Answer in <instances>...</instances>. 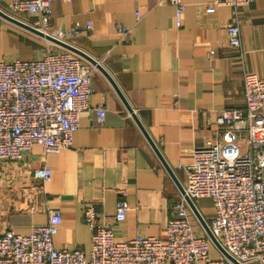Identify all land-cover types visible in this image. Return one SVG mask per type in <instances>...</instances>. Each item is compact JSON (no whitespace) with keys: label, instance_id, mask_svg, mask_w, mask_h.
<instances>
[{"label":"crops","instance_id":"obj_1","mask_svg":"<svg viewBox=\"0 0 264 264\" xmlns=\"http://www.w3.org/2000/svg\"><path fill=\"white\" fill-rule=\"evenodd\" d=\"M182 1L186 9L179 29L174 7L166 0L51 4L48 29L66 31L80 23L83 33L72 44L104 71L91 72L94 93L89 108L80 113L70 148L44 153L35 144L18 162L0 161V234L28 233L33 225L47 221L50 210H57L62 222L54 246L88 252L92 233L83 222L85 209L94 206L98 213L112 216L122 198L129 210L124 220L111 224L115 241L138 235L165 238L192 151L207 141L221 142L222 127L216 119L223 110L245 106L244 73L264 78V0L239 11L241 52L226 40L230 7L206 11L211 0ZM7 4L1 1L0 9L7 10ZM24 20L33 23L38 16L25 15ZM87 21L92 22L88 31ZM117 25L133 26L131 38L121 39ZM48 45L0 16V61L31 60ZM100 106L105 109L102 122L94 111ZM42 166L51 170L49 182L33 177V170ZM193 203L209 223L214 213L211 200ZM189 219L194 232L202 234L190 210ZM218 256L211 246L209 258Z\"/></svg>","mask_w":264,"mask_h":264},{"label":"built area","instance_id":"obj_2","mask_svg":"<svg viewBox=\"0 0 264 264\" xmlns=\"http://www.w3.org/2000/svg\"><path fill=\"white\" fill-rule=\"evenodd\" d=\"M54 1L70 0H8L7 10H0L72 44L83 33L80 23L75 22L66 31L48 29ZM166 1L174 7L175 27L181 28L186 4L182 0ZM253 1L211 0L204 6L206 11L217 6L231 8L226 40L239 52V11ZM32 14L38 16L36 22L24 20L25 15ZM135 16L140 19L138 10ZM91 28L92 22L87 21L85 29ZM116 31L127 41L133 26L117 25ZM94 69L82 57L53 43L31 60L0 61V161L18 162L35 144L44 153L70 148L80 113L89 108L94 93ZM243 95V108L223 110L216 119L222 127L221 142L207 141L192 151V161L185 167L183 193L172 205L165 238L138 235L115 241L111 224L124 220L129 210L128 201L119 198L112 216L98 213L94 206L85 209L83 222L92 233L88 252L54 246L53 237L62 218L59 211L50 210L47 221L33 225L28 233L6 230L0 234V264H234L218 249L219 256L209 258L210 248L215 245L205 231L194 232L185 196L192 201L211 200L214 213L206 223L237 264H263L264 78L245 72ZM94 111L97 121L102 122L105 109L100 106ZM33 177L41 183L49 182L51 170L36 168Z\"/></svg>","mask_w":264,"mask_h":264},{"label":"water","instance_id":"obj_3","mask_svg":"<svg viewBox=\"0 0 264 264\" xmlns=\"http://www.w3.org/2000/svg\"><path fill=\"white\" fill-rule=\"evenodd\" d=\"M0 16L2 18H4L5 20H7L8 22H10L12 24H15L16 26H19V27L23 28L24 30H27L28 32H30L32 34H34V35H36L38 37H41V38L45 39L46 41H48L50 43H53V44L65 49L67 51L72 52L73 54H76V55L82 57L83 59L88 61L90 64L94 65L95 68H99L102 71H104L103 68L96 62V60H94L93 58L88 56L86 53H84L83 51H81L80 49L75 47L74 45L66 43V42H63V41H60V40H58V39H56V38H54V37H52V36H50L48 34H45L42 31L32 27L31 25H29V24H27V23H25V22H23L21 20H18V19L14 18V17H11V16L5 14L1 10H0ZM107 77L109 78V76H107ZM109 80H110V78H109ZM111 83H112L113 87L117 90V88H116L115 84L112 82V80H111ZM127 109L131 113V115L134 117V119H136L135 116H134V113L132 112L131 108L128 105H127ZM136 121H137L138 125L140 126V128L142 129V131L144 132L142 126L140 125V123L138 122L137 119H136ZM151 144L153 145V147H155L152 142H151ZM182 193H183V189H182ZM185 200L187 201L190 210L196 216V218L199 220V222L201 223L205 233L207 234L209 239L212 241V243L215 245V247L224 256H226L232 263L237 264L236 261L225 252V250L221 247L219 242L213 236V234L211 233L206 221L203 219V217L201 216V214L199 213V211L195 207V204L193 203V201L190 198H188L187 196H185Z\"/></svg>","mask_w":264,"mask_h":264},{"label":"rangeland","instance_id":"obj_4","mask_svg":"<svg viewBox=\"0 0 264 264\" xmlns=\"http://www.w3.org/2000/svg\"><path fill=\"white\" fill-rule=\"evenodd\" d=\"M39 38V37H38ZM40 40H43L44 42H46V44L48 43L47 41H45V39H43V38H41L40 37ZM48 44H50V43H48ZM45 51V50H44Z\"/></svg>","mask_w":264,"mask_h":264}]
</instances>
